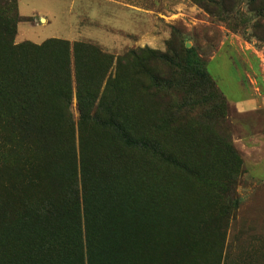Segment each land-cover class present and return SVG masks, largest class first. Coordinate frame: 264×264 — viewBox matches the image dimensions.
<instances>
[{
  "label": "rangeland",
  "instance_id": "374dc122",
  "mask_svg": "<svg viewBox=\"0 0 264 264\" xmlns=\"http://www.w3.org/2000/svg\"><path fill=\"white\" fill-rule=\"evenodd\" d=\"M101 5L102 10H44L32 23L18 24L14 44L91 42L120 56L141 50L165 54L172 43L177 58L155 69L161 92L152 93L147 75L148 90L136 92L131 85L114 90L99 108L96 102L87 109V99L79 105L72 75L75 174L62 131L49 134L53 146L47 151L49 144L41 143L46 133L24 141L10 124L0 126V228L6 225L0 232V264H20L17 257L24 252L20 247L15 254L19 248L8 228L21 231L17 223L50 201L73 204L77 196L83 205L84 194L90 210L99 205L106 212L111 231L130 236L127 249L117 251L134 264H264V110L237 112L238 95L228 90L237 80L234 67L223 62L226 55L209 63L225 37L234 35L255 51L264 72V0H110ZM17 11L21 17L31 10ZM184 50H192L191 57L208 68L220 90L209 76L200 78L186 67ZM24 60L30 68L33 58ZM16 69L3 91L17 97L1 96L0 109L28 101L37 110L30 123L68 133L60 126L68 117L50 122L46 115L52 105L60 113L61 86L53 87L49 104L26 66L20 74ZM217 117L223 121L208 122ZM99 121L116 127L106 129ZM81 132L88 139L84 145ZM94 150L97 158L90 163ZM232 151L241 176L227 185ZM254 161L261 171L251 174ZM85 162L94 175L89 177ZM21 232L27 236L26 229Z\"/></svg>",
  "mask_w": 264,
  "mask_h": 264
},
{
  "label": "trees",
  "instance_id": "16d2710c",
  "mask_svg": "<svg viewBox=\"0 0 264 264\" xmlns=\"http://www.w3.org/2000/svg\"><path fill=\"white\" fill-rule=\"evenodd\" d=\"M21 21L32 23L34 20L33 18L18 16L17 0H0V98L1 96H9V93L4 92L3 88L12 78L15 69L19 68L20 70L16 69V72L20 74V71H23L21 69L26 66L31 79L36 81V89L41 91V95L49 101V104H53V101L49 100V93L58 84L61 86L58 92V99L61 104L60 113L53 111L54 105H52L51 111L46 112V115L50 122L60 119L65 121L68 117L67 123L60 125L65 126L68 133L63 134V129L58 128L59 126L54 128L45 126L43 130H40L34 122L30 123L35 119L37 110L28 101L22 102L20 106H18L19 102L13 103L12 107L15 109H0V126L10 124L14 129V134L17 133V136L23 138L24 141L37 140L46 133L47 136L41 140V143L49 144L47 151L53 146L49 134L53 135L57 131H62V146L67 145L68 147L66 150V157L69 161L68 167L75 174L78 156L75 145H73V133H71L69 117L72 75L74 74L77 84L79 105L87 99L89 102L87 109L95 105L96 102L99 108L106 102L108 95L112 97L114 90L123 92L128 85H131L136 92L145 88L148 90L149 85H151L152 93L154 91L153 94L161 92V89L158 88L162 78L155 69L159 64H174L173 59L177 58L176 51L170 43L165 54L155 52L148 54L141 50L114 56L91 42L72 43L59 39H50L41 45L23 44L15 46L16 30ZM183 52L187 58L186 67L200 78L206 79L209 76L219 89L208 68L206 69L198 59L191 57L192 50H184ZM27 57L33 58L30 68L24 60ZM12 60H15L14 65ZM147 75L151 80L148 86L146 83ZM9 97L13 99L17 95L12 94ZM221 121L223 119L218 117L208 120L209 123L216 125ZM99 124L106 129L116 127L110 121H99ZM82 133H85L84 142L81 136L84 145L88 139L86 132ZM90 142L93 143V141ZM82 152L83 147L80 144V156ZM231 153L229 166L231 173L227 185L232 184L241 176V163L236 164L239 162V157L235 152L232 151ZM96 158L97 154L94 150L88 156L90 159L88 161L93 163ZM85 165L89 177L94 175L91 166L87 162ZM81 185L84 190L82 181ZM82 201L83 205H81L79 197L76 196L73 204L50 201L46 206L38 208L32 218L17 223V226L21 225V231L27 230V236L24 238L21 237L22 232L20 230L13 227H11L12 229L8 228L15 237L19 248L15 254L19 253L20 247L24 248V252H21L17 257L19 263L134 264L126 260L122 254L119 255L117 251L119 249L122 252V250L127 249L125 241H129L130 236L125 234L121 236L111 231L107 225L110 218L107 216L106 220L103 219L106 212L101 211L102 207L99 205L90 210L85 194ZM4 226L6 225L0 228V232H5ZM111 226L114 225L111 224ZM16 230L19 234L14 232Z\"/></svg>",
  "mask_w": 264,
  "mask_h": 264
},
{
  "label": "crops",
  "instance_id": "0c3cea01",
  "mask_svg": "<svg viewBox=\"0 0 264 264\" xmlns=\"http://www.w3.org/2000/svg\"><path fill=\"white\" fill-rule=\"evenodd\" d=\"M109 1L17 0V10L19 13L21 10H31L28 14L20 15L21 18H33L35 15H45L44 10H102L101 4ZM54 28L57 29L58 26L55 25ZM222 55H224L223 57L226 55L223 62L229 63L230 68L234 67L235 70L237 80L235 84L228 85V90L238 95L233 103L236 111L241 114H249L264 110V72L260 71L255 51L246 47L238 37L230 35L225 37L218 52L210 59L209 63H215ZM249 171L251 174L258 173L261 171L260 165L256 166L255 161L252 162Z\"/></svg>",
  "mask_w": 264,
  "mask_h": 264
}]
</instances>
